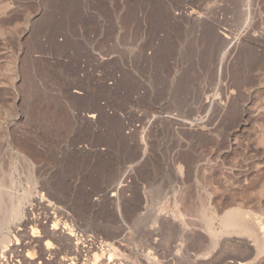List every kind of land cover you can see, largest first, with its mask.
<instances>
[{
	"label": "rangeland",
	"instance_id": "rangeland-1",
	"mask_svg": "<svg viewBox=\"0 0 264 264\" xmlns=\"http://www.w3.org/2000/svg\"><path fill=\"white\" fill-rule=\"evenodd\" d=\"M109 255L264 264V0H0V264Z\"/></svg>",
	"mask_w": 264,
	"mask_h": 264
},
{
	"label": "crops",
	"instance_id": "crops-1",
	"mask_svg": "<svg viewBox=\"0 0 264 264\" xmlns=\"http://www.w3.org/2000/svg\"><path fill=\"white\" fill-rule=\"evenodd\" d=\"M146 187L147 188H144V186L141 184L140 187L138 186L136 188V201H138V202H136V213L141 212L144 209V207L146 206V203L149 205V198L152 196L153 191L148 188L149 185H146ZM159 187L162 190L164 185L160 184ZM159 205H160L159 207H165L166 206V198H163L162 191L159 194ZM157 209H154L153 215H156Z\"/></svg>",
	"mask_w": 264,
	"mask_h": 264
},
{
	"label": "bare ground",
	"instance_id": "bare-ground-1",
	"mask_svg": "<svg viewBox=\"0 0 264 264\" xmlns=\"http://www.w3.org/2000/svg\"><path fill=\"white\" fill-rule=\"evenodd\" d=\"M223 216L225 217L226 223H229L233 227H236V226L238 227L241 225H242L241 227L244 226L243 222L241 221L242 218H239V216L242 217V212L240 213L239 209H236V210L233 209V210L225 213V215H223ZM117 261H118L117 259H115V258H113V256L109 255V259H107L106 261L104 260L103 262H101V264H120L119 261L118 262Z\"/></svg>",
	"mask_w": 264,
	"mask_h": 264
}]
</instances>
